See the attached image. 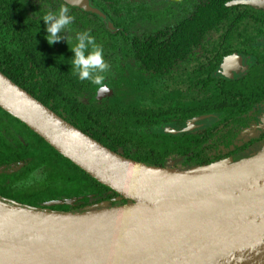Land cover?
Segmentation results:
<instances>
[{
  "label": "trees",
  "instance_id": "obj_1",
  "mask_svg": "<svg viewBox=\"0 0 264 264\" xmlns=\"http://www.w3.org/2000/svg\"><path fill=\"white\" fill-rule=\"evenodd\" d=\"M92 2L113 19L117 27L112 33L103 24L102 31L114 35L120 44L127 46L130 39L127 34L134 20L131 11L139 9L135 0ZM2 3L7 10H0V39H21L22 36L41 39L45 35L40 29L19 34L17 12L8 10V5H16V0H0ZM31 3L35 4L34 0ZM262 3V0H198L195 10L191 14L185 10L187 13L176 24L168 26L164 34H136L132 39H136L133 44L140 70L148 71L157 79L149 87V95L137 93L135 99L141 104L122 102L131 96L126 85L119 83L115 86L114 107L112 97L98 112L72 99L62 85L64 81L47 83L43 77L39 81L42 80L40 86L45 96L37 99L111 151L148 165L187 170L244 157L246 149L264 137V131H261L264 123L247 125L253 105L264 102V79H249L247 82L257 83L254 89L230 88L222 75L213 76L211 73L226 54L214 49L212 44H221L230 19L244 22L246 26H258L263 35L264 15L253 10ZM71 10L82 12L77 8ZM83 15L89 14L83 12ZM73 22L80 24L78 19ZM79 29L85 31L81 26ZM191 39H197L198 53L197 50L190 51ZM261 53L264 54V47ZM192 62H196L198 68L194 95L191 88L187 90L178 86L177 80L173 83L168 80L175 78L171 72L178 66L186 69ZM52 68L60 70L56 73L59 75L54 76L56 80L64 77L65 82L71 80L77 87L81 84L73 73L72 60L63 63L56 60ZM159 70L167 72L162 79ZM0 73L36 97L25 84L16 81L15 76L2 69ZM31 78L29 85H32ZM90 84L87 83V89L94 90L95 86ZM77 87L71 92H79ZM0 113L6 119L5 132L10 137V140L0 141V199L59 212H82L128 202L60 154L18 118L2 108ZM192 117L203 119L198 131H187L185 121ZM171 123H175L173 127L176 125L178 129L183 127L182 131H172Z\"/></svg>",
  "mask_w": 264,
  "mask_h": 264
},
{
  "label": "water",
  "instance_id": "obj_2",
  "mask_svg": "<svg viewBox=\"0 0 264 264\" xmlns=\"http://www.w3.org/2000/svg\"><path fill=\"white\" fill-rule=\"evenodd\" d=\"M63 1L112 28L90 0ZM0 108L128 200L59 212L0 199V207L62 217L36 225L0 211V255L30 264H264V149L187 170L148 165L111 151L2 73Z\"/></svg>",
  "mask_w": 264,
  "mask_h": 264
},
{
  "label": "flooded vegetation",
  "instance_id": "obj_3",
  "mask_svg": "<svg viewBox=\"0 0 264 264\" xmlns=\"http://www.w3.org/2000/svg\"><path fill=\"white\" fill-rule=\"evenodd\" d=\"M32 1V0H31ZM30 0H16V5L9 4L8 10H15L17 14V20L19 22V34H23L26 31H32L37 29L45 34L41 39H28L22 36L21 39H0V69L10 76H15L16 81L25 84L30 90L33 91L37 99L44 98L45 94H42L39 79L43 77L46 82L59 83L64 81V89L69 93L70 97L76 102L89 109L95 108L99 112L102 108L103 103H107L109 98L114 96L116 92V85H126V89L129 91L128 99H123L122 102H127L130 105L141 104L140 100L135 99L138 92H145L149 95L153 84L157 82V79L152 77L148 71H141L140 66L137 62L135 53L134 41L135 35L144 34L146 36L150 34H164L169 28L177 23V20L183 16V14L190 11V14L195 10L198 0H135L134 4L137 3L138 8L132 9L133 23L130 29L127 46L120 44V40L110 36V39L102 38V25L110 32L116 31V25L114 20L108 17V15L92 0L90 4L98 8L104 15L105 19L111 21L112 28H108L107 22L103 20L98 14L84 11L80 8L70 6L63 0H34L35 4H32ZM262 5L254 7L255 12L264 15V1ZM68 5L70 13L75 17L74 20H80V24L72 22L68 29L64 33H60L62 37H70V39L62 38L59 42H54L49 45L45 39L47 36L46 26L42 20V17L48 11H56L59 6ZM157 9H155V7ZM177 6L178 10L175 8ZM249 6V5H245ZM252 8V6H249ZM7 7L4 3L0 4V10L6 12ZM77 8L82 12L73 11L71 9ZM187 10V11H185ZM252 10V11H253ZM83 12L89 15H83ZM256 12V13H257ZM164 18L169 19L166 21ZM3 21V20H2ZM85 21V23H84ZM142 21V26L139 22ZM25 22V25L23 24ZM84 23V25L82 24ZM76 24V25H72ZM41 25V26H39ZM83 27L85 31H89L90 35L95 38L96 44L103 48L104 59L110 65L109 71L106 74L104 81L108 86V91L102 93L101 89L94 85V90H88L87 83L90 81H81L79 87L74 85L71 80H66L64 77L54 78L56 73H60L59 69H53V65L56 62L63 63V61H71L74 57V53L71 51V39L76 40V36L83 32L79 27ZM80 30V31H77ZM218 39H206V41ZM104 43L106 46H104ZM130 44V46H129ZM208 45V44H207ZM213 48L221 50L226 54L222 56L221 61L217 67L211 71L213 76L222 75L225 78L226 84L230 88L237 90H248L254 89L257 83L247 82L252 77H255L256 81L264 79V54L261 53V48L264 47V34L262 35V29L258 26H246L244 22L229 20L226 24L225 33L221 44H212ZM75 46V45H74ZM190 51L193 53L194 50H199V43L197 39H191ZM212 48V49H213ZM126 55V58H125ZM126 59V61H124ZM226 63L224 64V60ZM196 62H192L190 67L183 69L178 66L176 70L172 71L171 74L175 75V78H169L168 80L173 83L175 80L178 81V86L185 89L191 88L193 95L196 93L197 88H193L198 79L197 73L198 68ZM118 69V70H117ZM153 72L155 70H152ZM160 79L167 74L165 70H159ZM121 76V78H120ZM29 77L31 78V84H28ZM118 85V86H119ZM117 86V87H118ZM79 88V92H71L73 88ZM90 89V88H89ZM26 90V89H25ZM188 98V97H186ZM194 98V97H193ZM192 98V99H193ZM41 99V98H40ZM52 99V97H51ZM39 100V99H37ZM40 101V100H39ZM43 104V103H42ZM114 107V100L112 102ZM247 125H258L264 123V102L256 103L253 105ZM206 118V117H204ZM176 120V119H175ZM201 118L192 117L185 121V125L188 128L187 131H198L202 128ZM176 122V121H173ZM6 119L0 113V141L10 140L5 132ZM175 123H171L172 131L177 130ZM178 129V131H182ZM261 131H264L261 130ZM264 137L256 140L252 143L245 151L246 155H251L249 149L255 143L262 141ZM13 145L15 143L11 141Z\"/></svg>",
  "mask_w": 264,
  "mask_h": 264
},
{
  "label": "clouds",
  "instance_id": "obj_4",
  "mask_svg": "<svg viewBox=\"0 0 264 264\" xmlns=\"http://www.w3.org/2000/svg\"><path fill=\"white\" fill-rule=\"evenodd\" d=\"M73 2L78 3V0H73ZM74 19L75 17L70 13L68 5L59 6L56 11H48L42 17L46 26L47 36L45 39L47 43L52 45L62 38L70 39V37H62L59 34L64 33ZM76 40L77 43L71 48L74 53L72 59L73 73L81 81H90L97 85L102 93H106L109 89L104 81L110 65L104 59L103 48L96 44L95 38L90 35L89 31L79 33Z\"/></svg>",
  "mask_w": 264,
  "mask_h": 264
},
{
  "label": "bare ground",
  "instance_id": "obj_5",
  "mask_svg": "<svg viewBox=\"0 0 264 264\" xmlns=\"http://www.w3.org/2000/svg\"><path fill=\"white\" fill-rule=\"evenodd\" d=\"M0 211L28 224H55L62 220V217L57 214L32 213L27 211L12 210L4 207H0ZM33 261V257L25 256L12 251H4L3 254L0 255V264H30Z\"/></svg>",
  "mask_w": 264,
  "mask_h": 264
},
{
  "label": "rangeland",
  "instance_id": "obj_6",
  "mask_svg": "<svg viewBox=\"0 0 264 264\" xmlns=\"http://www.w3.org/2000/svg\"><path fill=\"white\" fill-rule=\"evenodd\" d=\"M155 7V6H154ZM175 8L178 10V8H177V6H175ZM155 9H157V7H155ZM166 21H169V19H167V18H164ZM139 24H141L142 26H144L143 24H142V21H140L139 22ZM144 27H146V26H144ZM147 28V27H146ZM101 36H102V38H104V39H110V36L111 35H109L108 33H106V32H103L102 31V34H101ZM77 43V41H74V40H72L71 39V47H74V45ZM104 46H106V44L104 43ZM125 58H126V55H125ZM124 61H126V59L124 60ZM118 70V69H117ZM113 100H114V96H113ZM102 106H103V104H102ZM264 149V139L262 140V141H259V142H257V143H255L254 145H252V147H251V149H249V151H250V153L252 152V153H256V152H259V151H261V150H263ZM252 155V154H251ZM248 155H244V157H247ZM244 157H241V158H244ZM241 158H232L231 160L232 161H236V160H239V159H241ZM173 162V160H171L170 161V163H172Z\"/></svg>",
  "mask_w": 264,
  "mask_h": 264
}]
</instances>
